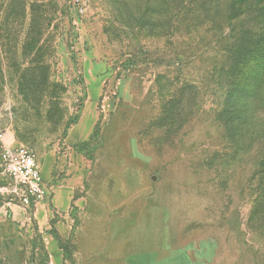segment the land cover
<instances>
[{
  "label": "rangeland",
  "instance_id": "1",
  "mask_svg": "<svg viewBox=\"0 0 264 264\" xmlns=\"http://www.w3.org/2000/svg\"><path fill=\"white\" fill-rule=\"evenodd\" d=\"M173 8L0 0V131L47 191L24 206L0 179V264H264L262 144L228 153L214 17Z\"/></svg>",
  "mask_w": 264,
  "mask_h": 264
},
{
  "label": "trees",
  "instance_id": "2",
  "mask_svg": "<svg viewBox=\"0 0 264 264\" xmlns=\"http://www.w3.org/2000/svg\"><path fill=\"white\" fill-rule=\"evenodd\" d=\"M169 1L176 10L174 24L194 6L202 16L214 17L217 39L212 47L206 44L204 53L214 52L210 77L224 94L220 121L232 158L262 144L250 224L264 229V0Z\"/></svg>",
  "mask_w": 264,
  "mask_h": 264
},
{
  "label": "built area",
  "instance_id": "3",
  "mask_svg": "<svg viewBox=\"0 0 264 264\" xmlns=\"http://www.w3.org/2000/svg\"><path fill=\"white\" fill-rule=\"evenodd\" d=\"M2 137L4 133L0 131V138ZM0 175L17 184L24 206L42 203L47 197L36 155L29 148L3 146L0 151Z\"/></svg>",
  "mask_w": 264,
  "mask_h": 264
},
{
  "label": "crops",
  "instance_id": "4",
  "mask_svg": "<svg viewBox=\"0 0 264 264\" xmlns=\"http://www.w3.org/2000/svg\"><path fill=\"white\" fill-rule=\"evenodd\" d=\"M4 133V137H5V142L9 145H5V146H13V142H12V139H11V136L9 135V133H6L5 131H2ZM9 136V137H8ZM13 147H17V146H13ZM2 149V148H1ZM1 151V150H0ZM1 178H6V177H3L0 175V179Z\"/></svg>",
  "mask_w": 264,
  "mask_h": 264
}]
</instances>
